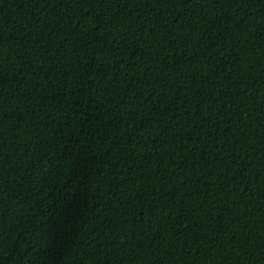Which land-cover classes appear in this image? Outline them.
Returning <instances> with one entry per match:
<instances>
[{"label":"trees","instance_id":"trees-1","mask_svg":"<svg viewBox=\"0 0 264 264\" xmlns=\"http://www.w3.org/2000/svg\"><path fill=\"white\" fill-rule=\"evenodd\" d=\"M0 264H264V0H0Z\"/></svg>","mask_w":264,"mask_h":264}]
</instances>
